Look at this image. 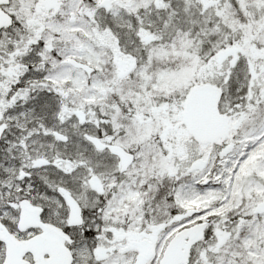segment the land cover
<instances>
[{
    "label": "snow or ice",
    "instance_id": "1",
    "mask_svg": "<svg viewBox=\"0 0 264 264\" xmlns=\"http://www.w3.org/2000/svg\"><path fill=\"white\" fill-rule=\"evenodd\" d=\"M0 264H264V0H0Z\"/></svg>",
    "mask_w": 264,
    "mask_h": 264
}]
</instances>
